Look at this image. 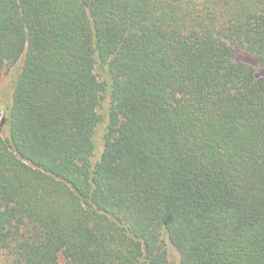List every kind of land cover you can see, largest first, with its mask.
<instances>
[{
  "label": "trees",
  "instance_id": "16d2710c",
  "mask_svg": "<svg viewBox=\"0 0 264 264\" xmlns=\"http://www.w3.org/2000/svg\"><path fill=\"white\" fill-rule=\"evenodd\" d=\"M238 49L264 68V0H0V264H264Z\"/></svg>",
  "mask_w": 264,
  "mask_h": 264
},
{
  "label": "rangeland",
  "instance_id": "374dc122",
  "mask_svg": "<svg viewBox=\"0 0 264 264\" xmlns=\"http://www.w3.org/2000/svg\"><path fill=\"white\" fill-rule=\"evenodd\" d=\"M236 59L239 61H243L246 62L248 64H250L254 70H255V75L257 77H262L264 76V68H262L258 61L256 60V58L250 54L249 52H245L244 50L238 49L236 51ZM21 65H22V60L17 61L14 65L8 67V66H3L0 69V105L2 107V112L4 114L5 109L7 107V105H9L8 103L11 102L12 100V92L14 90L15 87V81L16 78L21 70ZM1 129V133L3 134V136L5 135V131L3 126H0ZM103 124L100 125L97 128L96 131V135H95V141L97 144V150L96 152L98 153L101 149V145H102V132H103ZM172 256L175 259L176 258V254L174 252V250H172ZM59 259L62 261H64L62 255H59Z\"/></svg>",
  "mask_w": 264,
  "mask_h": 264
}]
</instances>
